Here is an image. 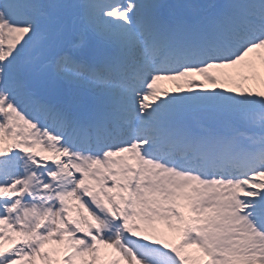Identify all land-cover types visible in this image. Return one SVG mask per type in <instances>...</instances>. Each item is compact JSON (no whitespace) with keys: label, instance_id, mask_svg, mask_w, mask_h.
<instances>
[{"label":"snow or ice","instance_id":"snow-or-ice-1","mask_svg":"<svg viewBox=\"0 0 264 264\" xmlns=\"http://www.w3.org/2000/svg\"><path fill=\"white\" fill-rule=\"evenodd\" d=\"M0 264H264V0H0Z\"/></svg>","mask_w":264,"mask_h":264},{"label":"bare ground","instance_id":"bare-ground-1","mask_svg":"<svg viewBox=\"0 0 264 264\" xmlns=\"http://www.w3.org/2000/svg\"><path fill=\"white\" fill-rule=\"evenodd\" d=\"M160 87L162 88V89H167L169 92H171L172 91V89H173V87H174V85L171 83V82H161V85H160Z\"/></svg>","mask_w":264,"mask_h":264},{"label":"rangeland","instance_id":"rangeland-1","mask_svg":"<svg viewBox=\"0 0 264 264\" xmlns=\"http://www.w3.org/2000/svg\"><path fill=\"white\" fill-rule=\"evenodd\" d=\"M209 2H211V0H209ZM209 88H211L212 86L211 85H208ZM172 242H175V241H172Z\"/></svg>","mask_w":264,"mask_h":264}]
</instances>
